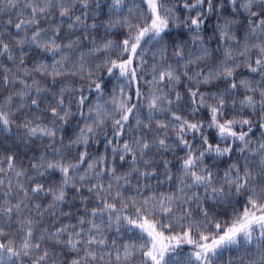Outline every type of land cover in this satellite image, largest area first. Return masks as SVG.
<instances>
[{"label": "snow or ice", "instance_id": "1", "mask_svg": "<svg viewBox=\"0 0 264 264\" xmlns=\"http://www.w3.org/2000/svg\"><path fill=\"white\" fill-rule=\"evenodd\" d=\"M105 7L109 18L97 23ZM12 10L15 18L9 15ZM0 15H8L0 20V56L15 65V71L0 65V85L4 92L22 85L0 96V130L11 131L13 108L39 111L41 94L50 93V119L36 117L19 127L29 139L49 141L39 162L30 165L35 176L49 170L61 175L53 187L38 182L26 187L21 178L34 182V177L16 170V157L0 160V264H264V0H0ZM213 17L211 35L205 38ZM65 19L68 32L61 37ZM42 20L54 26L42 27ZM9 26L19 38L8 36ZM100 27L106 33L126 29L125 38L98 43L91 33ZM234 29H243L242 36ZM166 40L175 64L168 63ZM88 44L87 52L77 55ZM25 45L59 59L30 71ZM144 45L157 49L150 78L144 72ZM97 53L104 59L95 69L124 81L103 103L107 85L103 77L92 79L85 60ZM33 72L50 78L53 87L42 88L35 80L28 84L24 77ZM74 77L89 82L79 87L64 83ZM58 83L62 86L56 92ZM85 91L95 93V104L89 105ZM201 112L207 120L189 119ZM74 118V136L65 143L60 134ZM102 142L105 151L94 156L89 149ZM224 158L233 162L218 178L213 168ZM117 160L119 166L128 164V171L117 175ZM176 164L178 173L171 171ZM133 178L136 194L125 196ZM153 180L156 188L174 183L175 191H154ZM69 190L72 205L63 211ZM42 196L51 197L50 203H32ZM209 200L224 206L226 219L201 207ZM192 204L200 219L185 207ZM45 215L53 217L52 229L41 231ZM64 219L75 222L65 224Z\"/></svg>", "mask_w": 264, "mask_h": 264}, {"label": "trees", "instance_id": "2", "mask_svg": "<svg viewBox=\"0 0 264 264\" xmlns=\"http://www.w3.org/2000/svg\"><path fill=\"white\" fill-rule=\"evenodd\" d=\"M128 7H133V4L131 2H129ZM227 11V10H226ZM107 13V8L105 7L104 9L101 10V13L99 14L98 18H97V23L106 21L109 17L106 14ZM77 14H79L77 12ZM125 14H127V8H125ZM9 15H11L13 18H15L16 16V12L15 10H12ZM24 15H27V12L24 13ZM55 19L59 20L60 18L58 17V14H54ZM8 19V15H0V20L6 21ZM236 19L238 20H242L243 17H236ZM68 20L65 19L63 22V30L61 32V37H64L66 35V33L68 32L67 29V24H68ZM92 21L89 20V23H91ZM215 22V17H213L212 19H210L207 22L206 25V31L204 33L205 38H207L209 35H211L212 32V25ZM222 22V21H221ZM42 27H50V26H54L51 21L49 23H44L42 20L41 23ZM246 27V25H245ZM126 29H118V30H113L111 32H105V29L103 27L98 28L96 31L92 32L91 35L92 37H95L97 42L100 43L102 42L104 39H111L114 41H120L122 39L125 38L124 33L126 32ZM234 31L237 33L238 36H242L243 34V29H234ZM7 34L8 36L11 37H16L19 38V36H17V31L15 30L14 27L9 26L7 29ZM29 35H31V33H28ZM20 35H23V33H21ZM49 35H51V33H49ZM76 35H80L79 32L76 33ZM191 34H187L184 35L182 37L183 40H188L189 36ZM176 36V30L173 31V37ZM73 39H75V36L72 37ZM5 42H9L8 38L6 36L5 38ZM57 43H67L66 40H58ZM165 43L168 45V49H169V56L171 57V52L173 51V49L171 48V41L170 40H166ZM215 46V41H213L209 47H214ZM88 47H91L90 44H88L85 47H81L80 49H78L77 51V55H79L80 52H84L86 53L88 50ZM144 47L146 49H148V51L145 53L144 55V59L147 61V65L144 68V72L147 76V74L150 71L151 65L155 62L153 60V53L157 51L156 48H153L151 45H144ZM159 47V46H158ZM23 51L25 52V66L31 71L36 65L44 63V64H51L53 62V59H59V56H53L52 53L47 52L42 50L41 48H37L34 45H25L23 47ZM19 53H20V49L16 48L13 51V55L15 57H17L15 63H19ZM113 58H115V56H113ZM73 59H76V57H73ZM104 59V56L102 54L97 53L95 56L89 57V56H85V60L87 61V65L89 67L90 70H92L94 72V75L92 77V79L94 80H98L100 77H103L104 82L106 83L107 87L104 89V95H103V99L100 100V103H103L104 101H107L111 98L112 94H113V89H118L120 86H122L124 84L123 80H119L117 81L115 79V77L109 78L107 76V73L105 70H97L95 69V65L100 63L102 60ZM156 60H159V56L157 54ZM168 63L171 64H175V58L171 57L168 60ZM0 65H3L5 68H11L13 69V71H15V65L12 61H9L6 56H0ZM2 74V73H0ZM191 74V73H190ZM244 76H248L247 72H243ZM147 78H150V76H147ZM24 79L27 80L28 84H32L33 81H38L40 87L42 88H48V87H53L50 83L49 80L50 78L48 77H42L41 75H39L38 73L33 72L32 75L30 77H24ZM61 78H58V81ZM89 81L87 80H81L79 77H74V78H69V79H65L64 83L65 84H70L73 87H79L81 84H86ZM62 85H60L59 83L54 86V91L58 92L59 91V87H61ZM184 86H187V82H184ZM221 87H223V85H221ZM22 88V85H20L19 83H17L14 87L9 88L8 92H4L3 91V86L0 85V96H5L8 95L10 92H15L18 91ZM128 89H126L127 91ZM142 90L143 91H147V88L144 87L142 85ZM178 90L183 91V86H178ZM212 91H216V88H212ZM202 91H208V89H202ZM79 93H77L78 95ZM85 95H90V100H89V105L91 104H95L97 102V97L95 95V93L93 94H89L87 91H85L84 93ZM32 97L36 98L35 93H32ZM42 100L43 102L40 104V110L38 111L35 107L32 108H28L25 107L23 109H21L20 111H17L16 108H13L12 111L15 114V124L12 126V129L10 132H4L2 130H0V160L6 158L7 156L11 155V156H15L16 157V170L17 171H21L24 170L27 172L28 176H32L34 177V182L33 181H29L27 179V177L21 178V183H24L25 186H29V184H31V186H35V183H43L48 187H53L57 184H59L60 180H61V175L59 172H55L52 170H49L48 172H45V174L41 177H36L35 176V172L34 170L31 169L30 165L32 163H38L41 154L44 152V150L48 147L49 141L47 140V138H42V137H33V138H27L24 134V130L22 127H19L20 125H22L26 120H33L36 117H39L40 120H48L50 119V117L47 115V108L49 107V105L51 104L52 106H54L53 101H52V95L50 93H42L41 94ZM15 103L17 105L20 104V100L17 99L15 101ZM75 111V108L73 109ZM163 118V117H161ZM190 120L195 121L196 119H203V120H207V116L201 112L200 114H198L195 117H189ZM39 122V120L37 121ZM75 124H76V120L75 118L72 120V122L67 126V130L64 133H61L60 135H63L65 137V143H67L68 139L72 136H74V129H75ZM83 124V122H81V125ZM106 131H108V129H105ZM256 136H259V132L256 133ZM255 138V137H254ZM125 139H127V137H125ZM103 143L106 142H102L99 145H94L92 148H90L89 150L93 153V155H97V154H101L105 151ZM59 147V145H57ZM77 151V149H73V153H75ZM176 155L179 156H183L182 152H177ZM70 159V157H68ZM167 159L172 160L173 156L171 154H169L167 157ZM47 159L49 161L53 160L54 157H52L51 155L47 156ZM130 159V157H129ZM234 159V158H233ZM208 162V161H206ZM233 160H229L228 158H224L222 161L217 162L216 167L213 168L214 172L218 173V178L222 177L223 172L227 169L228 165L230 163H232ZM116 165H117V175H120L126 171H128V164H124L123 166H119L120 162L117 160L116 161ZM3 167L5 169H7V164H3ZM178 169H179V165L176 164L175 167H173L171 169L172 172H176L178 173ZM258 170V169H257ZM43 171V170H42ZM13 178V182L15 183V177ZM105 182H107V178L105 179ZM143 183V181L141 182ZM150 183L153 185V190L154 191H158L161 193H171L175 191V184H165L162 187L156 188V182L150 181ZM4 191H7L6 188L3 189ZM115 190V188H114ZM192 191H199L202 194V189H192ZM135 179L133 178V185L132 188L125 193V196H135ZM151 192H144L142 193V195H150ZM188 195H191V192L188 193ZM72 192L69 190V205L65 206V205H61V209L63 211H68L69 207L72 205ZM17 199H19V197H17ZM51 201V197H40L34 201H32L33 204L35 203H42L44 206H46L48 203H50ZM13 203L16 202V200L12 201ZM77 206H78V201L76 202ZM95 205H89V207H92ZM187 208H189V210H191L193 212V218L194 219H200L201 217L199 215H197L195 209H196V205L192 204L190 206H185ZM202 208H206L210 213L213 214H219L221 218H227L223 216V210H224V206L220 205V206H216L212 203L211 200H209L207 203L201 204ZM72 210L75 212V208H72ZM183 211V209H180L177 211V214L179 215L180 212ZM27 215V213H25ZM33 215H35V211L33 210L32 212ZM52 221H53V217L45 215L44 217V221L43 224L41 226V231H43L44 228H49L52 229ZM75 220H68V219H64L63 223L68 224V223H74ZM17 227V225H13V229L11 230H15V228ZM9 229H6V231H8ZM109 235H112L113 238L115 237L114 232L109 233ZM130 234L127 235H123V241H127L128 236ZM120 242V241H118ZM47 247V245H45ZM188 247H185L184 251L185 253L188 251ZM56 252H60L61 249L57 248L55 250ZM61 259H63V257H61Z\"/></svg>", "mask_w": 264, "mask_h": 264}]
</instances>
